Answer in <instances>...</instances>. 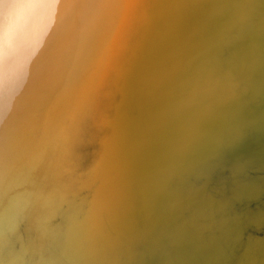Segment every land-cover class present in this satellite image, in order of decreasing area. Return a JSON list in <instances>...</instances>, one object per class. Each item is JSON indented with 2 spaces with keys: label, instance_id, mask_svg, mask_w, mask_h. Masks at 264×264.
I'll list each match as a JSON object with an SVG mask.
<instances>
[{
  "label": "water",
  "instance_id": "obj_1",
  "mask_svg": "<svg viewBox=\"0 0 264 264\" xmlns=\"http://www.w3.org/2000/svg\"><path fill=\"white\" fill-rule=\"evenodd\" d=\"M0 264H264V0H0Z\"/></svg>",
  "mask_w": 264,
  "mask_h": 264
}]
</instances>
